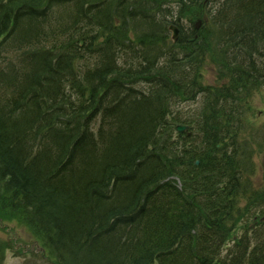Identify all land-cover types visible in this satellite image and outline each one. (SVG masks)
<instances>
[{"label":"trees","instance_id":"obj_1","mask_svg":"<svg viewBox=\"0 0 264 264\" xmlns=\"http://www.w3.org/2000/svg\"><path fill=\"white\" fill-rule=\"evenodd\" d=\"M204 9L212 28L183 30ZM209 51L227 85H201L191 57ZM260 57L264 0H0L1 206L59 264H264V221L232 239ZM198 97L173 138V107Z\"/></svg>","mask_w":264,"mask_h":264},{"label":"rangeland","instance_id":"obj_2","mask_svg":"<svg viewBox=\"0 0 264 264\" xmlns=\"http://www.w3.org/2000/svg\"><path fill=\"white\" fill-rule=\"evenodd\" d=\"M58 12L64 18L66 7L58 9ZM206 17L205 9L198 13L190 11L180 17L181 20L178 22L183 30L187 31L191 28L190 23L195 24L196 30H200L204 26L203 22L207 26ZM209 26L212 28L211 23ZM210 27L207 26L206 29H210ZM167 31L169 40H171L170 27ZM226 56L234 55L228 52ZM191 58H196L194 62L199 60L198 78L203 87L211 88L220 84H228L233 72L228 68L220 71L218 64L221 65V62L212 57L210 51L203 56L195 53ZM263 61L264 59L260 57L257 59V64L262 65ZM191 65L193 64L188 66ZM248 87L250 89H246L242 94L238 115L243 124V128L239 131V140L250 154L251 169L245 172L244 180L249 181L252 193L242 195L238 200V207L243 214L240 221L249 220L248 223H258L260 220L264 221V77H261L255 86L250 84ZM202 101V97H198L192 102L183 101L178 107H173L172 117H176L171 134L173 138L177 137V134L190 135ZM179 127L184 128L181 133L176 130ZM236 197L234 195L233 199ZM44 243L43 237L23 217L11 213L0 204V264H59L44 248Z\"/></svg>","mask_w":264,"mask_h":264},{"label":"bare ground","instance_id":"obj_3","mask_svg":"<svg viewBox=\"0 0 264 264\" xmlns=\"http://www.w3.org/2000/svg\"><path fill=\"white\" fill-rule=\"evenodd\" d=\"M237 141H239V147H236L237 148V150H245L246 148H245V146H244V144H241L240 143V140L238 139ZM250 164V161H248V165ZM263 164H264V159H263ZM251 168H250V165L248 166V171L250 170ZM247 172V171H246ZM244 176H245V173H243L242 174V178H243V183H247V185H248V189L246 190V191H244V190H242V192L240 193V194H236L235 196H237L235 199H234V202H236L237 203V207H238V200H239V198L242 196V195H244V194H246V193H252L251 192V186H250V183H249V181H247V180H244L245 178H244ZM232 197V196H231ZM230 200L231 201H233L232 200V198H230ZM238 211H240V209H239V207H238ZM240 214L241 215H243L241 212H240ZM249 222V220L248 221H239L237 224H238V228L236 229V231H235V234H234V236H233V240L237 237V236H239V235H241V232H242V229H243V227L245 226V225H247V224H249V226H251V230L252 229H255L256 228V225H258L259 224V222L258 223H248ZM257 229H259V227L257 228ZM251 237V241H253V238H252V235L250 236Z\"/></svg>","mask_w":264,"mask_h":264},{"label":"water","instance_id":"obj_4","mask_svg":"<svg viewBox=\"0 0 264 264\" xmlns=\"http://www.w3.org/2000/svg\"><path fill=\"white\" fill-rule=\"evenodd\" d=\"M170 30L173 32V36H172V40L175 41L176 40V36H177V29L174 27H170ZM184 128L180 127L177 128L178 131H183Z\"/></svg>","mask_w":264,"mask_h":264}]
</instances>
